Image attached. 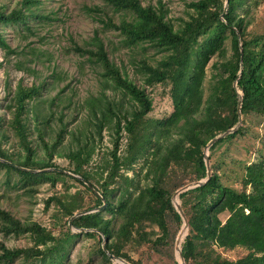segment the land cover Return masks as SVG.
<instances>
[{
  "label": "trees",
  "instance_id": "obj_1",
  "mask_svg": "<svg viewBox=\"0 0 264 264\" xmlns=\"http://www.w3.org/2000/svg\"><path fill=\"white\" fill-rule=\"evenodd\" d=\"M105 1L115 9L129 11L130 15L119 21L106 15L100 18L104 26L118 31L127 45L146 43L161 52L162 57L156 64L145 56L136 61L135 70L143 75V85L140 86L128 76L122 61L117 64L109 58L99 35L92 36V45L82 49L76 47L86 53L93 64L101 66L102 75L114 88L118 87L129 95L133 103L130 110L123 111L116 106L115 111L112 104L117 103L106 99V103L99 107V114L93 111L95 131L99 135L103 127L113 131L110 157L104 161V167L95 174L85 167L93 156V144L90 148L81 143L76 150L66 155L74 161L71 171L81 176L86 183L78 177L71 178L93 195L95 205L84 207L82 191H75L66 203H61V209L72 216L78 209H94L105 202L102 209L109 212V217L104 218L100 210H96L74 217L73 225L92 229L83 232L91 237L99 235L101 239L102 234L106 238L103 248L110 253L132 264H143L140 260H131L114 239L131 237V229L136 224L144 223L156 225L160 229L161 234L155 237L154 243L165 242L168 211H171L179 226L182 224L181 217L171 203L172 175L181 170L189 180L206 176L203 149L212 137L236 125L239 91L242 96V114L254 111L264 113V35L250 39L242 36L244 18L236 16L235 0H228L223 17L220 15L225 0H190L194 12L177 28L165 18L162 8L150 3L144 5L141 0ZM38 3L39 0H22L21 6L8 12L0 7V22H25L31 14V5L37 6ZM94 12H97L95 8ZM225 30L231 34L232 54L229 58H225L224 54ZM0 44H4L1 36ZM213 54H217L220 59L213 63L215 73L204 99L202 83L205 67ZM235 81L236 86L233 85ZM43 82L23 85L19 81L16 84L11 103L6 108L12 114L10 128L25 153L23 157H14L0 143V169L14 170L25 180H49L54 183L56 175H68L57 170L32 173L14 166L37 169L57 166L51 160V155L65 126L49 145L45 133L54 116V97L41 109ZM157 82L170 84L168 92L173 109L165 117L149 119L146 116L152 110V101L144 86ZM31 129L35 130L46 157H36L33 139L29 138ZM241 130L238 127L214 142L209 147V158L219 143ZM0 136L7 137L6 131L0 130ZM86 136L90 137L91 134ZM123 136L126 137V153L122 154L119 153V146ZM162 139L166 140L162 142ZM150 144H153V158L147 161L146 157L144 161L148 163L147 174L151 176L152 182L147 186H138L121 169L130 168L132 161L142 155ZM241 183V189L231 187L222 183L217 172L212 171L204 184L179 194L181 206L188 218V234L181 242L186 264H264V158L245 166ZM131 186L137 190L134 197H131L129 190ZM116 190H119L118 196L114 195ZM55 198L50 196L48 200ZM132 203L139 207L135 208ZM222 213H227L223 220L220 218ZM0 215L6 219V223L2 224L5 232L28 233L34 242L30 246L12 248L0 243L1 264H11L20 255L24 258L40 255L44 250L39 248V244L55 239L49 229L36 221H20L2 208ZM115 216L123 218L118 228L111 226ZM137 234L146 241L151 232L142 229ZM215 246L228 249L242 247L246 253L236 259H229L220 254ZM103 248L99 249L101 255L109 260Z\"/></svg>",
  "mask_w": 264,
  "mask_h": 264
},
{
  "label": "rangeland",
  "instance_id": "obj_2",
  "mask_svg": "<svg viewBox=\"0 0 264 264\" xmlns=\"http://www.w3.org/2000/svg\"><path fill=\"white\" fill-rule=\"evenodd\" d=\"M141 1L144 5L150 3L162 8L165 18L175 28L181 26L194 12L190 0ZM21 5L22 0H0V7L6 12ZM235 5L236 16L244 18L242 36L250 39L264 35V0H235ZM94 8L97 12H94ZM30 12L25 22H0V36L4 42L0 44V117L3 118L0 121V130L7 134V137L0 136L1 147L14 157L24 156L25 151L10 128L12 114L6 107L11 103L19 81L23 85L44 81L41 109L54 97V116L50 119L45 133L49 145H52L59 130L65 126L51 155V160L57 165L55 167L71 171L74 161L66 154L76 150L81 143L90 148L93 144V156L85 167L93 174L98 173L104 167V161L110 157L113 131L103 127L99 135L92 123L96 121L93 111L96 110L99 114V107L107 100L117 103L112 104L115 111L116 106L123 111L130 110L133 102L122 89L114 88L110 84L102 75L101 66L93 64L88 55L76 47L82 49L92 45V36L99 35L108 50L109 58L117 64L123 62L128 76L140 86L143 85V75L135 70L136 61L145 56L151 63L156 64L162 53L146 43L127 45L118 31L104 26L100 18H105L106 15L115 21L130 15L129 11L115 9L105 0H39L37 6L31 5ZM224 33V54L225 58H229L232 54L231 34L228 30ZM219 59L217 54H213L205 67L202 83L204 99L209 93L215 73L213 63ZM169 87L170 84L159 82L144 86L152 101V110L147 118H162L172 111ZM239 127L242 128L241 132L219 143L209 158L211 170L217 172L220 181L236 189L242 188L241 178L245 166L264 158V113L254 111L242 114ZM30 131L29 138L33 139L36 157H46L43 146L37 141L35 130ZM89 133L91 136H86ZM175 136L173 133V137ZM125 143L126 137L123 136L119 153H126ZM150 145L142 155L132 161L130 168L121 169L138 186H147L152 182L151 176L147 174L148 163L144 161L146 157L147 161L153 158V144ZM207 152L209 155V149ZM63 173L70 177L56 175V181L51 183L49 180H25L14 170L0 169V208L20 221L40 223L55 237L46 244H39V248L44 250L42 254L28 258L20 255L11 264H124L116 260H105L99 249L103 248L106 238L102 234L101 239L99 235L91 237L84 234V230L73 225L71 216L62 211L61 203H66L75 191H82L84 207L95 205L93 195L73 179L75 176ZM184 173L178 170L176 175H172L171 197L180 186L195 181L186 178ZM249 189L248 186L247 190ZM129 190L131 197H134L136 188L131 186ZM118 194L119 190H116L114 195ZM50 196L56 198L48 200ZM176 199L181 203L179 194ZM132 204L135 208L139 207L136 203ZM102 208L99 209L101 215L104 218L109 217V212ZM226 216L227 213H222L220 218L223 220ZM122 221L121 216H115L111 226L118 228ZM3 223H6V219L0 215V243L10 248L34 244L28 233L5 232ZM180 226L171 211H168V234L165 242L154 243L153 240L161 231L156 225L144 223L136 224L131 229L133 237L114 240L133 261L140 260L143 264H175L179 261L175 239ZM142 229L151 232L146 241L138 237L137 233ZM186 233L188 234V230ZM215 249L229 259H236L246 253L242 247L228 249L215 246Z\"/></svg>",
  "mask_w": 264,
  "mask_h": 264
},
{
  "label": "water",
  "instance_id": "obj_3",
  "mask_svg": "<svg viewBox=\"0 0 264 264\" xmlns=\"http://www.w3.org/2000/svg\"><path fill=\"white\" fill-rule=\"evenodd\" d=\"M227 2H228V0H225V2H224V9H223V12L221 13L220 17H223V13L226 11ZM239 46H240V51L242 53V47H241V44L240 43H239ZM233 85L236 86V81L233 82ZM241 101H242V96H241V93L238 92L237 107H236L238 120H237L236 125H234L233 127L228 128L225 131L220 132L219 134H217L214 137H212L206 143V145H205V147L203 149L204 163H205V167H206V176L203 177L202 179H198V180H195V181H191V182H189L187 184H184V185L180 186L174 192V194L171 197V201L173 203V206L175 207L177 213L179 214V216L181 217V220H182V224H181V226L179 228V231H178L177 236H176V239H175V249L178 252V256H179L178 264H186L185 259H184V256H183L182 251H181V242H182L183 238L185 237V235L187 234L186 232L188 230V218H187V216L185 214V211H184L183 207L181 206V203L176 199V196L178 194H180L181 192H184V191H186V190H188L190 188H194L196 186H200V185L204 184L211 177L212 170H211L210 159H209V155H208V152L207 151H208L209 147L214 142H216L218 139H220V138H222V137H224V136H226V135L234 132L241 125V122H242V113H241V109H240V107H241ZM14 166H16V167H18V168H20L22 170H25V171H28V172H32V173L44 172V171H50V170L62 171V172L68 173L70 175H73V176L78 177V178H80V179L83 180V178L81 176H79L77 174H74L71 171L64 170V169H61V168H58V167H46V168H42V169H37V168L23 167V166H19V165H16V164H14ZM83 181L86 183L85 180H83ZM104 205H105V202H103L99 207H96L95 209L77 211V212H75L71 216L70 220L73 219L74 217L78 216V215H82V214H85V213H89V212H92V211L99 210ZM80 229L81 230H84V231L87 230V228H83V227H80ZM103 249L106 251V253L108 254V256H109V258L111 260L120 261V262H122L124 264H131L130 262H128L124 258H122L120 256H116L113 253H110L105 248H103Z\"/></svg>",
  "mask_w": 264,
  "mask_h": 264
},
{
  "label": "bare ground",
  "instance_id": "obj_4",
  "mask_svg": "<svg viewBox=\"0 0 264 264\" xmlns=\"http://www.w3.org/2000/svg\"><path fill=\"white\" fill-rule=\"evenodd\" d=\"M176 253H177V257L179 258V256H178V252L176 251Z\"/></svg>",
  "mask_w": 264,
  "mask_h": 264
}]
</instances>
